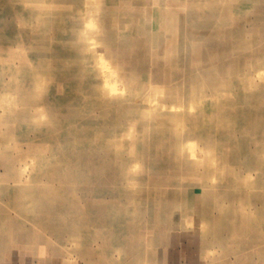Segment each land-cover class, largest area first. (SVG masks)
I'll return each instance as SVG.
<instances>
[{
	"label": "rangeland",
	"instance_id": "374dc122",
	"mask_svg": "<svg viewBox=\"0 0 264 264\" xmlns=\"http://www.w3.org/2000/svg\"><path fill=\"white\" fill-rule=\"evenodd\" d=\"M159 227L264 264V0H0V262Z\"/></svg>",
	"mask_w": 264,
	"mask_h": 264
},
{
	"label": "crops",
	"instance_id": "0c3cea01",
	"mask_svg": "<svg viewBox=\"0 0 264 264\" xmlns=\"http://www.w3.org/2000/svg\"><path fill=\"white\" fill-rule=\"evenodd\" d=\"M183 227H159L153 235L141 238L127 245L117 248L110 256L96 254L87 257L86 262L80 264H222V257L208 253L211 244L199 232ZM2 260V259H0ZM22 257L16 255L15 260L0 264H22ZM14 262V263H13Z\"/></svg>",
	"mask_w": 264,
	"mask_h": 264
}]
</instances>
